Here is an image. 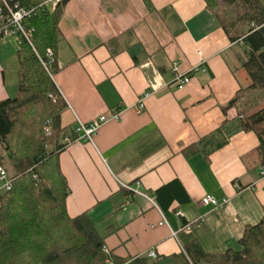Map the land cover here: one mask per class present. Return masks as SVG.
Masks as SVG:
<instances>
[{
	"label": "crops",
	"instance_id": "crops-1",
	"mask_svg": "<svg viewBox=\"0 0 264 264\" xmlns=\"http://www.w3.org/2000/svg\"><path fill=\"white\" fill-rule=\"evenodd\" d=\"M59 29L53 80L67 104L62 126L78 132L119 113L93 143L60 153L68 215L87 213L119 259L154 252L174 264L193 242L210 255L237 248L264 218L259 141L228 107L251 84L243 44L231 42L205 0H68ZM17 51L14 40L0 42V101L17 96ZM175 66L204 71L180 90ZM163 84L136 112L151 86ZM175 181L188 202L164 209L157 192ZM206 196L221 206L203 205Z\"/></svg>",
	"mask_w": 264,
	"mask_h": 264
},
{
	"label": "trees",
	"instance_id": "trees-1",
	"mask_svg": "<svg viewBox=\"0 0 264 264\" xmlns=\"http://www.w3.org/2000/svg\"><path fill=\"white\" fill-rule=\"evenodd\" d=\"M45 1L16 0L37 14L27 21L35 30L34 48L26 41L18 45L17 96L0 101V166L12 180L11 191L0 197V264H163L160 258L119 259L105 252L104 237L88 214L68 215L70 192L59 155L67 147L64 141L77 140L79 133L62 126L67 104L53 80L59 71V20L68 0L54 10L41 7ZM205 1L231 42L246 50L243 66L251 84L228 107L237 110L243 129L257 136L253 154L264 167V0ZM157 199L164 209L174 199L188 202L177 181L162 187ZM174 264H264V218L246 228L237 248L210 255L193 242Z\"/></svg>",
	"mask_w": 264,
	"mask_h": 264
},
{
	"label": "built area",
	"instance_id": "built-area-1",
	"mask_svg": "<svg viewBox=\"0 0 264 264\" xmlns=\"http://www.w3.org/2000/svg\"><path fill=\"white\" fill-rule=\"evenodd\" d=\"M64 1L65 0H46L41 7L54 10L57 5L63 3ZM36 14L37 10L35 8L20 7L16 0H0V42L12 39L17 45H19L21 41H26L34 48L32 38L35 30L28 27L27 21L30 18L36 16ZM47 58L50 60V63L53 62L54 54L51 50L47 51ZM42 64L48 70L49 65L43 61ZM172 71L174 73V84L178 89L181 90L190 84L192 75L194 73L204 70L200 68H193L190 70V72L181 74L178 72V69L175 66L172 68ZM161 87H164V84L161 86L152 85L151 88L140 98L138 104L135 107L136 112L140 113L144 109L145 101L152 95L156 94ZM118 118L119 113L114 114L109 118L106 115H101L96 120H93L90 124H80L78 132L81 134L79 135L78 139L75 141L65 140L64 142L67 145L78 142L93 143L94 137L99 129L108 121L117 120ZM262 176L264 177V169L262 171ZM0 180L3 181V185L0 188L1 197L3 192H8L12 189V180L10 179L7 170L2 166H0ZM202 204L205 206H212L215 209L221 206L214 198L210 196L203 198ZM104 250L107 252L106 249ZM148 258L155 260L158 257L154 252H150L148 254Z\"/></svg>",
	"mask_w": 264,
	"mask_h": 264
},
{
	"label": "rangeland",
	"instance_id": "rangeland-1",
	"mask_svg": "<svg viewBox=\"0 0 264 264\" xmlns=\"http://www.w3.org/2000/svg\"><path fill=\"white\" fill-rule=\"evenodd\" d=\"M17 45V44H16ZM13 97H15V96H13ZM13 97H11V98H13ZM2 182V184H3V181H1Z\"/></svg>",
	"mask_w": 264,
	"mask_h": 264
}]
</instances>
